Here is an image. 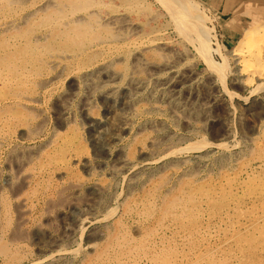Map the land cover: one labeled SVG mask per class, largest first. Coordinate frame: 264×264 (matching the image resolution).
Masks as SVG:
<instances>
[{"label":"rangeland","instance_id":"1","mask_svg":"<svg viewBox=\"0 0 264 264\" xmlns=\"http://www.w3.org/2000/svg\"><path fill=\"white\" fill-rule=\"evenodd\" d=\"M7 1L9 0H0V16L3 15L1 13L5 12L7 5L17 6L16 8L20 7L18 9L19 12H13V17L17 18V20L19 19L18 27L20 31L14 36L10 33L5 35L1 33L3 37L0 34V76L5 77L3 81L6 80V83H0V98L8 95L17 97L18 94L15 95L16 91H14V89L16 87L18 89L19 86H16L17 78L22 73L32 70L31 76L27 74L25 76L21 75L24 85L22 87L23 91L21 90L17 93H21L20 95H28L30 93H28V89H33L34 94L37 92V107L35 109H30L31 107H28V111L26 112L29 114L27 124L31 126L39 123V129L34 139H28L25 136L26 133L24 130H21V128L24 127V129H26L28 125H23L22 127L17 125L11 131L12 139H10L9 145L6 147V144L0 147L1 185L7 186L6 183L3 182L6 175L8 172H12L11 174L14 175L15 171L9 170L17 169L20 166V162L21 166H24V169L26 166L27 168L29 167L28 169L26 168L29 173L27 179L28 183L26 182L27 185L24 184L20 189L21 192L19 191L21 196L23 195V197L28 200L26 204L27 215H24L26 221L23 218L24 223L18 219L21 213L16 210V208H13L15 207V198L12 197L8 190L3 189L1 191L3 192L1 194L4 195L9 209L7 211V218L10 219L11 227L3 228L0 231V240L2 242L6 241L9 235L8 233L15 230L17 233H20V235H17L18 237L23 236V234L31 231V229H35L36 225L39 228H36L35 239L44 238V231L47 232L50 230L58 232L60 230L59 222L60 215H62L61 212L69 208L73 202L76 203V201L79 202L78 200H83L84 192L92 181V177H86L85 173L81 171L82 161H78V159L89 157L97 162H103L100 168L103 171L99 169V175L97 173L94 178L102 182H109L110 180L112 186L110 187L109 194L117 198L116 200L118 203L116 201L117 204L110 205V207H114V211L108 213V215H111L110 219L120 213L121 207L128 208L130 206V209H127V213L125 212V215L120 218V235L122 234L121 236L123 238L125 236V238L128 239L133 237L131 240H135L137 246L144 245L148 240L157 242V245H155L158 251L160 249V259L164 264H264V64H262V62L264 63V35H262L264 33V0H89L90 2L83 0L86 4L85 11L95 9L103 18H106L108 14H113L115 16H120L118 20H121L123 15L122 21L126 23V25L133 26V33L127 32V34L124 31L126 25L124 23L121 25V21L116 24L117 27L115 25H113L112 28L109 26L112 30L107 29V32L105 30L99 31L94 24L92 27L89 25L80 27L76 24H70L69 27H65L64 23L69 22L72 18L71 13L69 14L72 9L69 7H65L66 11H64V8L63 12L55 19H52L54 16H46V11H36L35 15L33 14L30 16V20L28 19V22L25 23L16 15L20 12L26 13L32 8H35L39 1L25 0L23 2V0H18L17 2L15 1L5 6ZM79 1L80 0H75V4ZM18 2H20V4H18ZM92 7L93 9H90ZM20 9L22 10L20 11ZM72 11H74V9ZM63 13L65 14L63 15ZM60 16H62L63 20L59 22L57 20ZM54 20H56V22ZM121 27H123V29ZM114 28L118 29L116 31H119L121 35L118 39H123L122 41L128 42L131 46L137 43L140 47L143 45L148 46L150 42H154V45H161V48L157 46L156 48L147 49L148 51L145 50L142 55L144 58L146 57V59L149 57V61L152 60L151 62L153 63L156 61L159 66L162 65L163 68H160L158 65V67L153 68L155 77L157 78H163L170 72L169 69L167 70V68H164L165 66L163 64L165 61L172 64L174 70L171 69L176 73L175 75H177V78H175L177 84H175V86L173 85L174 88L172 85L169 86L170 89L168 88V94L170 93L169 95L172 96V99L168 95H164L156 85H152L153 87L151 88L150 86L148 89H139L133 96H131L132 94L129 96L128 91H126L127 89H120L112 96H106L100 89L92 92V90L90 91L84 88L85 86L81 83L79 78L77 79L76 75L80 70L94 65L97 60L104 57L114 56L118 63L113 60L111 68L113 67V70L117 68L116 71L118 70L124 75L132 69L134 65L132 63L134 62V47L132 50V47L126 44L127 47L126 45H122V47L117 46L114 49H109L102 48L99 45L101 39L108 38L110 33H113V30L115 31ZM135 31H137V33ZM248 33L250 40L249 44H247L248 48H245L244 46L246 43L240 41L241 38L244 35L247 36ZM89 34L93 36L91 37ZM54 35L55 37H53ZM94 35L96 36L94 37ZM33 38L36 39L34 40ZM98 38L100 39L99 41ZM148 40H150V42ZM204 40L206 43L203 42ZM141 42H143L142 45ZM203 44H206V46H203ZM237 48L243 50L256 48V50L261 53V63L259 62V64L263 66L261 67V65L258 64L262 71V75L257 76L259 78L253 77V79L248 81L246 71L241 70L243 62L240 60L236 61L234 58L235 55L233 56ZM156 49L159 51L161 49V53H159L163 55L157 53L158 51ZM107 54L108 56H106ZM127 56H131L132 58ZM162 56L166 60H163V58H161ZM53 58H62L60 59L64 64L62 68L52 69L48 67V61ZM76 58H78L77 61ZM129 63L131 64L129 65ZM81 65L83 66L82 69ZM126 66L128 67L126 68ZM136 68L138 70L140 69V76H145V73L148 72V69L142 68L141 66ZM156 68L158 69L155 70ZM36 72H38V74H36ZM184 75L185 77L182 78ZM247 76L251 78L249 75ZM8 79L9 83L7 84ZM122 79L123 76L119 78L117 82L122 84ZM102 80L104 81L106 78L103 77ZM38 83L39 86H37ZM80 93L85 97L88 96L86 99L89 102L86 108L82 107V100L85 99V97ZM153 93L156 94L154 95ZM125 94H127V96ZM62 96L66 97V109L62 106ZM165 96L168 98L165 99ZM169 104L170 107L167 106ZM183 105H185L184 108L182 107ZM189 105H192L191 108ZM168 110L171 112L173 111V113L171 114ZM188 110H190L191 113H188ZM13 111H15V108ZM29 111L31 113H29ZM206 114L207 117L205 118ZM114 116H117V119L113 121L111 119ZM120 116L122 118H120ZM186 116L189 118L188 120ZM190 116L195 117L191 118ZM174 118L176 121H174ZM55 130H57V132ZM20 132L22 134H20ZM55 132L58 134L55 138L59 140V147L51 144L44 148L45 141L53 136ZM165 133L167 135H165ZM50 134L52 135L50 136ZM113 140H115V142ZM110 142L111 144H109ZM147 144L149 146H147ZM39 145L41 148H39ZM144 145H146L145 148ZM21 148L23 150L32 149L30 150L32 154L30 157L31 161L21 157ZM12 149L14 151L11 153L10 151ZM168 150L170 152H167ZM159 151L161 153H159ZM224 154L227 155L224 156ZM126 156L132 163H137L136 165L141 164L140 170L134 175L135 177L133 176L134 181L132 180L130 182L128 180L130 176H127L125 173H123V175L118 174L119 176L117 175L115 178L110 179L108 167L118 164V161L121 158H127ZM7 158H9L10 161L6 160ZM179 158H185L186 160H184L183 163V161L180 162L178 160ZM18 159L19 163L17 162ZM25 161L27 162L26 165ZM14 162L16 164H14ZM160 162L161 164L164 162L162 165L166 166L167 163L168 165L162 167ZM174 162L176 164H174ZM11 163L12 165L14 164V166H12ZM32 167L34 168L32 169ZM166 174L169 177H167ZM15 179L13 180L15 181V185L19 186L20 182ZM76 179L80 181L81 188L79 187L78 191L75 193L72 192L69 187L70 184L67 185V183ZM126 180L130 182L132 186L127 185L128 182ZM156 184L159 186L157 187ZM142 186H145L144 189ZM56 191L58 192L56 193ZM81 193L82 195H80ZM167 199H169V201ZM198 199H200V201ZM44 202L48 205L44 204ZM123 203L124 205H122ZM135 207L139 209L137 210ZM177 209L180 210L178 211ZM184 210H186V212ZM46 214L52 215L53 219L51 218L50 223L45 220V217H47ZM176 215L179 217L177 218ZM141 216L143 218H141ZM19 221L21 223H19ZM102 221L104 222V220H101V222L97 223V225H99L96 228L88 227L83 231L82 235H79L77 243H72L70 245L69 249H72L73 252L68 258L69 263L67 262L66 264H81L82 258H86L88 254V258L94 259V251L93 253L91 252L93 256L90 255L88 251L82 248L81 244L85 233L86 236L90 237L94 230H96V232H105V238L103 237L100 241H96L97 244L94 246V250L97 252L99 251L98 248L100 247L98 246L107 238L106 233L108 230L113 228L111 225L110 227L103 226ZM3 222L4 217L0 215V224ZM16 223L19 225H16ZM121 223H123V225ZM137 228L140 230L138 231ZM125 230H129V232L126 233ZM138 234L141 235L139 236ZM149 234L151 236H149ZM28 239H20L21 242L19 246L10 248L11 251L15 253L18 252L19 254H16L23 256L25 264L34 262V260H39V256L36 254L35 249H33V244H30ZM171 240H174V242ZM78 244L79 246H77ZM170 244H172V246ZM165 246L167 252L164 251ZM161 249H163V251ZM86 252L88 254H86ZM0 257V264H7V257L5 256V258L2 255H0ZM71 258L74 263L71 261ZM112 263L114 264V262H111V264ZM140 263L144 264L142 262Z\"/></svg>","mask_w":264,"mask_h":264},{"label":"bare ground","instance_id":"2","mask_svg":"<svg viewBox=\"0 0 264 264\" xmlns=\"http://www.w3.org/2000/svg\"><path fill=\"white\" fill-rule=\"evenodd\" d=\"M6 1V0H5ZM17 2L18 0H9V1H7L6 2V4H5V6L7 5V4H11V3H13V2ZM22 1V0H21ZM25 0H23V2H24ZM39 2L37 3L38 5L35 7V8H32L30 11H28V12H26V13H19V14H15L16 16H19V18H21L22 20H23V22H28V19H29V17L30 16H32L33 14L35 15V13H36V11H39V10H42V11H46V16H48V17H52V16H54V17H52V19H55L58 15H60L62 12H63V9L66 7H69V8H71L72 10L74 9V11H72L71 10V12H69V14L71 13V15H72V18L70 19V21L69 22H65L64 23V25H65V27H69L70 26V24H76V25H79L80 27H86L87 25H89V26H93V24L96 26V29H99V31L100 30H107V29H111L112 28V26L113 25H115L116 26V24L119 22V21H121L122 23H120L121 25L124 23L123 21H122V17H123V15H122V17H121V20H118V18L120 17V16H115V15H107V17L106 18H103L101 15H99L98 13H97V11H95V9L94 10H91V11H85V8H86V4H85V1H83V0H80L77 4H75V0H38ZM89 0H87V2H88ZM91 1V0H90ZM89 1V2H90ZM102 1V0H101ZM112 2V1H111ZM3 3V2H2ZM95 3H97V2H95ZM115 3V2H114ZM18 4H20V2H18ZM34 4H35V2H34ZM98 4V3H97ZM136 4V3H135ZM2 5V4H1ZM17 5V4H16ZM91 5V4H90ZM99 5V4H98ZM97 5V6H98ZM4 6V7H5ZM26 6V5H25ZM32 6V5H31ZM87 6H88V4H87ZM183 6V5H182ZM17 7V6H16ZM15 6H13V5H7V7H6V10H5V12L4 13H1V14H3L2 16H0V34L1 33H3L4 35L5 34H7V33H10V34H12L13 36L14 35H16V33H18L20 30V28L18 27V25H19V19L17 20V18H15V17H13V12H19V8L20 7H18V8H16ZM96 7V6H95ZM94 7V8H95ZM31 8V7H30ZM66 8H65V10L64 11H66ZM89 8V7H88ZM87 8V9H88ZM98 8V7H97ZM23 9V8H22ZM22 9H20V11L22 10ZM90 9H93V7L92 8H90ZM179 9V8H178ZM70 10V9H69ZM76 10V11H75ZM77 10H79V11H77ZM101 10H102V8H101ZM68 11V10H67ZM100 11V10H99ZM3 12V11H2ZM39 12H41V11H39ZM119 13V12H118ZM30 14V15H29ZM65 13H63V15H64ZM62 15V16H63ZM62 16H60L59 18H58V20L57 21H61V20H63L62 19ZM36 17V16H35ZM63 17H65V16H63ZM98 18V19H97ZM100 18V19H99ZM35 19V18H34ZM33 19V20H34ZM42 19V18H41ZM66 19V18H65ZM125 19H126V17H125ZM30 20V19H29ZM69 20V19H68ZM51 21V20H50ZM55 22H56V20H54ZM53 21V22H54ZM125 21V20H124ZM129 21V20H128ZM22 22V23H23ZM38 22V21H37ZM43 22V21H42ZM35 23V22H34ZM50 23V22H49ZM52 23V22H51ZM132 23V22H131ZM28 24V23H27ZM38 24H39V22H38ZM54 24H56V23H54ZM125 25H126V23H124ZM133 24H135V23H133ZM132 24V25H133ZM21 25V24H20ZM32 25V24H31ZM58 25V24H57ZM109 26H111V28H109ZM53 27V26H52ZM58 27V26H57ZM90 27V28H91ZM117 27V26H116ZM120 27V26H119ZM132 27L133 26H130V25H126L125 26V28H124V31H125V33L127 34V32H132ZM135 27V26H134ZM137 27V26H136ZM30 28V27H29ZM41 28V27H40ZM44 28V27H43ZM51 28V27H50ZM89 28V29H90ZM101 28V29H100ZM122 29H123V27H121ZM120 28V29H121ZM42 29V28H41ZM40 29V30H41ZM48 29V28H47ZM56 29V28H55ZM62 29V28H61ZM77 29V28H76ZM85 29V28H84ZM88 29V30H89ZM95 29V30H96ZM115 29V28H114ZM119 29V30H120ZM134 29V28H133ZM137 29V28H136ZM82 30V29H81ZM86 30V29H85ZM112 30V29H111ZM116 30H118V29H115V31L113 30L112 32L113 33H110V36L108 37V38H105V39H99L98 38V41L100 40V42H99V45L102 47V48H109V49H114L115 47H117V46H121L122 47V45H126V44H129L128 42H126V41H122L123 39H118V37L119 36H121L120 35V33H119V31L117 32ZM39 31V30H38ZM97 31V30H96ZM123 31V32H124ZM27 32V31H26ZM69 32V31H68ZM95 32V31H94ZM107 32V31H106ZM136 33H137V31H135ZM251 32V31H250ZM256 32V31H255ZM61 33V32H60ZM100 33V32H99ZM105 33V32H104ZM121 33H122V31H121ZM133 33V32H132ZM136 33H135V35H136ZM148 33V32H147ZM254 33V32H253ZM258 33V32H257ZM50 34V33H49ZM54 34V33H53ZM87 34V33H86ZM109 34V33H108ZM123 34V33H122ZM144 34H145V32H144ZM245 34V33H244ZM262 34V33H261ZM2 35V34H1ZM62 35V34H61ZM64 35V34H63ZM204 35V34H203ZM262 35H264V33L262 34ZM262 35H261V37H262ZM3 36V35H2ZM59 36V35H58ZM69 36V35H68ZM71 36V35H70ZM73 36V35H72ZM84 36V35H83ZM89 36H91L90 34H89ZM93 36V35H92ZM91 36V37H92ZM96 35H94V37H95ZM134 36V35H133ZM249 36V33H248V35L247 36H243L242 38H241V41L240 42H245L246 43V45L244 46L245 48H248L247 47V44H249V40H250V38L248 37ZM251 36H252V34H251ZM250 36V37H251ZM260 36V35H259ZM4 37V36H3ZM34 37V36H33ZM42 37H43V35H42ZM46 37V36H45ZM44 37V38H45ZM53 37H55V35L53 36ZM77 37V36H76ZM255 37V36H254ZM258 37V36H257ZM40 38V37H39ZM49 38V37H48ZM57 38V37H56ZM61 38V37H60ZM70 38H72V37H70ZM81 38H82V36H81ZM120 38V37H119ZM124 38H125V36H124ZM17 39V38H16ZM21 39V38H20ZM32 39V38H31ZM34 40L36 39V38H33ZM47 39V38H46ZM205 39H207V38H205ZM10 40V39H9ZM13 40V39H12ZM50 40V39H49ZM81 40H83V39H81ZM153 40V39H152ZM208 40V39H207ZM136 41V40H135ZM135 41H133V42H135ZM149 42H150V40H148ZM147 41V42H148ZM253 41V40H252ZM252 41H250V42H252ZM44 42V41H43ZM48 42V41H47ZM73 42V41H72ZM130 42V41H129ZM138 42H140V41H138ZM153 42V41H152ZM203 42H205V40L203 41ZM202 42V43H203ZM37 43V42H36ZM46 43V42H45ZM142 43L143 42H141V45H142ZM154 43V42H153ZM153 43H151L150 42V44L148 43V46H141L140 47V45H133V46H131L130 44V46L132 47V50H133V47H134V51H135V53L133 54V60H134V62H132L134 65H133V67H132V69L131 70H129V72H127L125 75L124 74H122L120 71H116V69H112L111 68V65H113V60H114V62H116V60H115V57L113 56H109V57H104V58H102V59H99V60H94V61H96L95 62V64L94 65H91V66H89V67H85L86 66V64H85V68L84 69H82L83 68V66L81 67V69L82 70H80L79 71V69H78V74L76 75V77H77V79L79 78L80 80H81V83H83V85L85 86H83L84 88H87L88 90H92V92L93 91H97V89H100L102 92H103V94H105L106 96H112L113 94H115L117 91H119L120 89H127L126 91H128V94H129V96L131 95V96H133V95H135L134 93L136 92V91H139V89L141 90V89H144V88H146V89H148L150 86H151V88L153 87L152 85H156V86H158L159 88H160V90L162 91V93H164V95H168L170 98L172 97L171 95H169L168 94V88H169V86L170 85H172V87H173V85L175 86V84H177V81L175 80V78H177L176 76L177 75H175L176 73L175 72H173V68H172V64L170 63V62H168V61H165V63L163 64L165 67L164 68H167V70L169 69V71L170 72H168V74L165 76V77H163V78H157V77H155V71H153V68H155V67H158L159 65L156 63V61H154V59H153V61L156 63H153V62H151L152 60H150L149 61V57H148V59H146V57L144 58L143 57V55H142V53L144 54V51L146 50V51H148L150 48H156L157 46H159V45H157V44H153ZM156 43V42H155ZM206 43V42H205ZM59 44H61V43H59ZM67 44H68V42H67ZM72 44V43H71ZM74 44V43H73ZM76 44V43H75ZM160 44V43H159ZM240 44H242V43H240ZM37 45V44H36ZM38 45H40V44H38ZM26 46V45H25ZM72 46V45H71ZM79 46V45H78ZM85 46V45H84ZM161 46V45H160ZM159 46V47H160ZM203 46H206V44H203ZM239 46V45H238ZM250 46V45H249ZM255 46V45H254ZM77 47V46H76ZM81 47V46H80ZM95 47V46H94ZM98 47V46H97ZM126 47H127V45H126ZM241 47V46H240ZM252 47V46H251ZM78 48V47H77ZM161 48V47H160ZM243 48V47H242ZM69 49V48H68ZM96 49V48H95ZM148 49V50H147ZM159 49V48H158ZM81 50H83V49H81ZM107 50V49H106ZM131 50V49H130ZM157 50V49H156ZM236 51L233 53V56L235 55V60L237 61V60H240V61H242L243 62V64H242V69L241 70H244V71H246V73H247V75H249L251 78H249L247 75H246V77H247V79H248V81L250 80V79H253V77L255 78V77H257V76H261L262 75V71L260 70V67L258 66V64H259V62L261 61V53H259L257 50H256V48H254V49H246V50H243V49H241V48H237V49H235ZM69 51V50H68ZM96 51V50H95ZM101 51V50H100ZM102 51H104V50H102ZM110 51V50H109ZM128 51V50H127ZM155 51V50H154ZM158 52L157 53H159L160 51H161V49H160V51L159 50H157ZM166 51H168V50H166ZM206 51V50H205ZM17 52V51H16ZM105 52H107V51H105ZM118 52V51H117ZM110 53V52H109ZM116 53V52H115ZM156 53V54H157ZM161 53V52H160ZM159 53V54H160ZM167 53V52H166ZM146 54V53H145ZM174 54V53H173ZM105 55V54H104ZM104 55H102V56H104ZM129 55H131V54H129ZM160 55H163V54H160ZM167 55V54H166ZM49 56H51V55H49ZM56 56V55H55ZM98 56H100V55H98ZM106 56H108V54L106 55ZM69 57V56H68ZM67 57V58H68ZM73 57H74V55H73ZM94 57V56H93ZM126 57V56H125ZM127 57H129V56H127ZM131 57V56H130ZM129 57V58H130ZM155 57H156V55H155ZM168 57V56H167ZM167 57H165V58H167ZM99 58V57H98ZM132 58V57H131ZM157 58V57H156ZM161 58H163V60H166V59H164V57L162 56ZM49 59V58H48ZM60 59H62V58H60ZM60 59H57V58H53V59H51L50 61H48V67L49 68H52V69H54V68H62V65H64L63 64V62L60 60ZM77 59L78 58H76V61H77ZM121 59H123V58H121ZM128 59V58H127ZM70 60H72V59H70ZM119 60H120V58H119ZM156 60V59H155ZM172 60V59H171ZM263 60V59H262ZM92 61V60H91ZM90 61V62H91ZM162 61V60H161ZM239 61V62H240ZM136 62V63H135ZM84 63H85V61H84ZM92 63V62H91ZM116 63H118V62H116ZM125 63V62H124ZM175 63V62H174ZM261 63V62H260ZM47 64V63H46ZM88 64V63H87ZM120 64H122V63H120ZM119 64V65H120ZM131 63H129V65H130ZM262 64H264L263 62H262ZM262 64H259V65H261V67L263 66ZM158 65V66H157ZM176 65V64H175ZM121 66V65H120ZM142 67V68H146V69H148V72L147 73H145L146 75L145 76H140V72L141 71H139L136 67ZM174 66V65H173ZM77 67V66H76ZM119 67V66H118ZM128 66H126V68H127ZM160 68L162 67V65L161 66H159ZM23 68H25V67H23ZM22 68V69H23ZM65 68V67H64ZM63 68V69H64ZM124 68V67H123ZM163 68V67H162ZM173 70H172V69ZM158 68H156L155 70H157ZM122 70V69H121ZM126 70V69H125ZM163 70V69H162ZM177 70V69H176ZM59 71H60V69H59ZM143 71V70H142ZM180 71H182V70H180ZM51 72V71H50ZM53 72H54V70H53ZM145 72V71H144ZM143 72V73H144ZM160 72V71H159ZM57 73V72H56ZM142 73V74H143ZM184 73V72H183ZM28 75V76H31L32 75V70L31 71H29V72H24V73H22L21 75L22 76H25V75ZM36 74H38V72H36ZM75 74V73H74ZM21 75L17 78V81H16V86L17 85H19L18 86V89H17V87L14 89V91H16L15 92V95L16 94H18L17 95V97H13V95H8V96H5V97H3V98H0V100H2V101H0V147H2V146H4V145H6V147L9 145V141H10V139H12L11 138V131H12V129L13 128H15V126H17V125H19V127H22L23 125L24 126H27L28 124H27V121L29 120V114H28V112H26V111H28V107H31L30 109H32V108H36L37 107V102H38V99H37V92H36V94H34L33 92V89H28V95H20L21 93H17L18 91H21L22 90V87L24 86L23 85V79H22V77H21ZM61 75V74H60ZM180 75H182V74H180ZM72 76H74V75H72ZM123 76V83L122 84H119L118 82H117V80L119 79V78H121ZM158 76V75H157ZM52 77H54V76H52ZM106 78V80H102V78ZM159 77V76H158ZM182 77V76H181ZM181 77H180V80H181ZM185 77V75L182 77V78H184ZM4 78L5 77H2V76H0V83H6V80L5 81H3L4 80ZM51 78V77H50ZM75 78V77H74ZM257 78H259V77H257ZM189 79V78H188ZM59 81V80H58ZM121 81V80H120ZM119 81V82H120ZM11 82H12V80H11ZM31 82V81H30ZM80 82V81H79ZM180 82V81H179ZM179 82H178V84H179ZM187 82H188V80H187ZM3 83V84H4ZM9 83V79L7 80V84ZM33 83V82H32ZM181 83V82H180ZM26 84H28V83H26ZM53 84V83H52ZM51 84V85H52ZM35 85V84H34ZM180 85V84H179ZM3 86V85H2ZM37 86H39V83L37 84ZM185 86V85H184ZM1 87V86H0ZM7 87H9V86H7ZM11 87V86H10ZM178 87V86H177ZM4 88V87H3ZM35 88V87H34ZM150 88V89H151ZM156 88V87H155ZM174 88V87H173ZM170 89V88H169ZM32 90V91H31ZM35 90V89H34ZM83 90H85V89H83ZM159 90V91H160ZM171 90H172V88H171ZM13 91V90H12ZM23 91V90H22ZM45 91V90H44ZM145 91V90H144ZM155 91V90H154ZM157 91H158V89H157ZM89 92V91H88ZM123 92V91H122ZM172 92H173V90H172ZM176 92V91H175ZM174 92V93H175ZM79 93V92H78ZM87 93V92H86ZM85 93V94H86ZM142 93H144V92H142ZM146 93V92H145ZM151 93V92H150ZM173 93V94H174ZM177 93V92H176ZM175 93V94H176ZM80 94H82V93H80ZM79 94V95H80ZM89 94V93H88ZM138 94V93H137ZM140 94V93H139ZM152 94V93H151ZM154 94V93H153ZM156 94V93H155ZM154 94V95H155ZM62 95V94H61ZM69 95H70V92H69ZM83 95V94H82ZM81 95V96H82ZM126 96H127V94H125ZM140 95H142V94H140ZM148 95V94H147ZM153 95V96H154ZM161 95V94H160ZM10 96V97H9ZM39 96V95H38ZM84 96V95H83ZM92 96V95H91ZM175 96V95H174ZM63 97V99H62V106H64V108L66 109V107H65V102H66V97L65 96H62ZM85 97V96H84ZM86 97H88V96H86ZM86 97H85V99H83L82 100V102H83V105H82V107L83 108H86L87 107V103L89 102V101H87V99H86ZM90 97V96H89ZM135 97V96H134ZM137 97V96H136ZM141 97V96H140ZM156 97V96H155ZM162 97V96H161ZM71 98V97H70ZM138 98V97H137ZM166 98H168V97H166L165 96V99ZM178 98V97H177ZM176 98V99H177ZM184 98V97H183ZM155 99V98H154ZM172 99V98H171ZM70 100V99H69ZM139 100V99H138ZM178 100V99H177ZM176 100V101H177ZM120 101V100H119ZM154 101V100H153ZM167 101V100H166ZM171 101V100H170ZM173 101V100H172ZM178 102V101H177ZM182 102V101H181ZM67 103V102H66ZM176 103V102H175ZM192 103V102H191ZM202 103V102H201ZM68 104H69V102H68ZM67 104V105H68ZM187 104V103H186ZM43 106V105H42ZM61 106V107H62ZM158 106V105H157ZM167 106H169L170 107V104L169 105H167ZM184 106L185 105H183L182 107L184 108ZM190 106V105H189ZM192 106V105H191ZM191 106H190V108H191ZM203 106V105H202ZM155 107V106H154ZM168 107V108H169ZM179 107V106H178ZM181 107V108H182ZM194 107V106H193ZM199 107V106H198ZM205 107V106H204ZM15 108V111H13V109ZM63 108V107H62ZM63 108V109H64ZM68 108V107H67ZM173 108V107H172ZM175 108V107H174ZM180 108V109H181ZM182 108V109H183ZM186 108V107H185ZM190 108H187V109H190ZM202 108V107H201ZM152 109V108H151ZM155 109V108H154ZM170 109V108H169ZM177 109V108H176ZM193 109V108H192ZM191 109V110H192ZM203 109V108H202ZM69 110V109H68ZM153 110V109H152ZM157 110V109H156ZM159 110H160V108H159ZM172 110V109H171ZM186 110V109H185ZM13 111V112H12ZM67 111V110H66ZM143 111V110H142ZM150 111V110H149ZM167 111V110H166ZM169 112H171L170 110H168ZM175 111V110H174ZM193 111V110H192ZM200 111V110H199ZM75 112V111H74ZM133 112V111H132ZM164 112H165V110H164ZM182 112H184V111H182ZM205 112V111H204ZM29 113H31L30 111H29ZM33 113V112H32ZM173 113V111L171 112V114ZM174 113H178V112H174ZM185 113H186V111H185ZM184 113V114H185ZM188 113H191V111L190 110H188ZM63 114V113H62ZM74 114V113H73ZM116 114V113H115ZM150 114V113H149ZM169 114V113H168ZM203 114V113H202ZM32 115V114H31ZM33 115H34V113H33ZM111 115V114H110ZM114 115V114H113ZM118 115V114H117ZM134 115V114H133ZM178 115V114H177ZM190 115V114H189ZM196 115H197V113H196ZM180 116V115H179ZM192 116V115H191ZM190 116V117H191ZM256 116V115H255ZM142 117V116H141ZM140 117V118H141ZM195 117V116H194ZM194 117H191V118H194ZM197 117V116H196ZM207 117V114H206V116H205V118ZM80 118V117H79ZM120 118H122L121 116H120ZM183 118V117H182ZM186 118H187V116H186ZM64 119V118H63ZM69 119V118H68ZM117 119V116H114L111 120H116ZM166 119V118H165ZM189 118H187V120H188ZM110 120V121H111ZM129 120V119H128ZM182 120V119H181ZM199 120V119H198ZM109 121V120H108ZM118 121H120V120H118ZM123 121V120H122ZM126 121V120H125ZM146 121V120H145ZM163 121V120H162ZM172 121V120H171ZM174 121H176L175 120V118H174ZM22 122V123H21ZM112 122V121H111ZM157 122V121H156ZM190 122V121H189ZM119 123V122H118ZM126 123V122H125ZM125 123H123V124H125ZM128 123V122H127ZM135 123V122H134ZM152 123V122H151ZM160 123V122H159ZM39 124V123H38ZM28 125L27 127H26V129H24V128H21V130H24V132L26 133V137L28 138V139H34V136L37 134V130L39 129V125ZM117 124V123H116ZM116 124H115V126H116ZM122 124V123H121ZM155 124V123H154ZM161 124V123H160ZM191 124V123H190ZM210 124V123H209ZM21 125V126H20ZM81 125V124H80ZM129 125V124H128ZM41 126V125H40ZM122 126H124V127H126L125 125H122ZM163 126V125H162ZM111 127V126H110ZM114 127V126H113ZM119 127V126H118ZM123 127V128H124ZM134 127H135V125H134ZM191 127H192V124H191ZM120 128V127H119ZM129 128V127H128ZM152 128V127H151ZM160 128H162V127H160ZM195 128V127H194ZM113 129V128H112ZM155 129V128H154ZM119 130V129H118ZM156 130V129H155ZM154 130V131H155ZM158 130V129H157ZM166 130V129H165ZM174 130V129H173ZM56 132H57V130H55ZM111 131V130H110ZM22 132V131H21ZM20 132V134H22ZM55 132V134L53 135V136H51L52 134H50V138L49 139H47V141H45V143H44V148H45V146H49V145H56V146H58L59 147V145L60 144H58V141L59 140H57V138H55V136H57L58 134ZM115 132V131H114ZM138 132V131H137ZM142 132V131H141ZM169 132V131H168ZM167 132V133H168ZM173 132V131H172ZM54 133V132H53ZM113 133V132H112ZM169 134H170V132H169ZM174 134V133H173ZM112 135V134H111ZM110 135V136H111ZM165 135H167L166 133H165ZM118 136V135H117ZM171 136V135H170ZM112 137V136H111ZM172 137V136H171ZM48 138V137H47ZM110 138V137H109ZM143 138V137H142ZM150 138V137H149ZM159 138V137H158ZM168 138V137H167ZM175 138V137H174ZM115 139V138H114ZM148 139V138H147ZM152 139V138H151ZM173 139V138H172ZM171 139V140H172ZM149 140V139H148ZM157 140V139H156ZM164 140H165V138H164ZM176 140V139H175ZM27 141V140H26ZM29 141V140H28ZM31 141V140H30ZM112 141V140H111ZM114 142H115V140H113ZM147 141V140H146ZM150 141V140H149ZM252 141V140H251ZM40 142H42V141H40ZM152 142V141H151ZM156 142V141H155ZM164 142V141H163ZM173 142H175V141H173ZM143 143H145V142H143ZM14 144V143H13ZM22 144V143H21ZM109 144H111V142L109 143ZM142 144V143H141ZM155 144V143H154ZM162 144H164V143H162ZM166 144V143H165ZM170 144H171V142H170ZM12 145V144H11ZM28 145V144H27ZM35 145V144H34ZM33 145V146H34ZM115 145V144H114ZM149 145H150V143H149ZM148 144H147V146H149ZM173 145V144H172ZM256 145V144H255ZM254 145V146H255ZM23 146V145H22ZM40 146V145H39ZM118 146V145H117ZM141 146V145H140ZM145 146L146 145H144V148H145ZM152 146V145H151ZM155 146H156V144H155ZM154 146V147H155ZM120 147V146H119ZM164 147V146H163ZM167 147V146H166ZM172 147V146H171ZM170 147V148H171ZM174 147V146H173ZM23 148V147H22ZM21 148V157L22 158H24L25 160H28V161H31L30 160V157H31V151L30 150H32V149H27V150H23ZM39 148H41V146L39 147ZM139 148V147H138ZM11 149V148H10ZM13 149H14V146H13ZM11 150L10 152L12 153V151H14V150ZM18 149V148H17ZM37 149V148H36ZM115 149V148H114ZM140 149V148H139ZM18 150H20V149H18ZM144 150V149H143ZM154 150V149H153ZM171 150H172V148H171ZM230 150V149H229ZM241 150V149H240ZM249 150V149H248ZM17 151V150H16ZM142 151V150H141ZM149 151V150H148ZM251 151H252V149H251ZM250 151V152H251ZM18 152V151H17ZM34 152V151H33ZM140 152V151H139ZM143 152H145V151H143ZM158 152V151H157ZM167 152H170L169 150L167 151ZM172 152V151H171ZM175 152V151H174ZM235 152V151H234ZM36 153V152H35ZM34 153V154H35ZM38 153V152H37ZM146 153V152H145ZM155 153V152H154ZM159 153H161L160 151H159ZM132 154V153H131ZM169 154V153H168ZM167 154V155H168ZM230 154V153H229ZM249 154V153H248ZM150 155H153V154H150ZM180 155V154H179ZM195 155V154H194ZM197 155V154H196ZM227 155V154H226ZM225 154H224V156H226ZM233 155V154H232ZM40 156V155H39ZM147 156V155H146ZM149 156V155H148ZM159 156V155H158ZM166 156V155H165ZM176 156V155H175ZM197 156H200V155H197ZM206 156V155H205ZM230 156V155H229ZM238 156V155H237ZM244 156V155H243ZM19 157V156H18ZM34 157V156H33ZM41 157V156H40ZM124 157V156H123ZM127 157V156H126ZM130 157V156H129ZM4 158V157H3ZM22 158H20V159H22ZM116 158H117V156H116ZM128 158V157H127ZM127 158H121L119 161H118V164H115V165H112L111 167H108V175H109V178L110 179H113V178H115L118 174H122L123 175V173H125V174H127V176H130L129 178H128V180L131 182L134 178H133V176L138 172V170H140L139 168H141V164L140 165H136V164H134V163H132L131 162V160H129V158L127 159ZM199 158V157H198ZM227 158V157H226ZM76 159V158H75ZM169 159V158H168ZM189 159H191V158H189ZM214 159V158H213ZM247 159V158H246ZM5 160V159H4ZM6 160H9V158H7ZM13 160V159H12ZM35 160H37V159H35ZM39 160V159H38ZM99 160V159H98ZM134 160H136V159H134ZM162 160H164V159H162ZM171 160V159H170ZM180 162L181 161H183V163H184V160H186L185 158H179L178 159ZM217 160V159H216ZM238 160V159H237ZM10 161V160H9ZM15 161V160H14ZM23 161V160H22ZM78 161H82V167H81V171H83L84 173H85V175H86V177L88 176V178L89 177H92V181H91V183L87 186V189L85 190V192H84V195H83V197H84V199L83 200H78L79 202H77L76 201V203H72V205L69 207V208H67L65 211H62L61 212V214L62 215H60V213H59V215H60V230L58 231V232H53V231H44L43 233H45V237L44 238H37V239H35L34 238V236L36 235L35 234V231L39 228L36 224V228L35 229H31V231H28L27 233H25V234H23V236H20V237H18L17 235L19 234L20 235V233H17V231L15 230V231H13V232H9L8 234V238L6 239V241H4V242H2L1 240H0V255H2V256H6L7 257V264H25V262H24V258H23V256H20V255H18L19 253L18 252H16V253H18V254H16L14 251H11V249L10 248H12V247H14V246H19V243L21 242V240L20 239H25V240H27L28 238H31V239H28V242L31 244H33L32 246H34V248L33 249H35V251H36V254L39 256V260H34V262H29L30 264H66L68 261H69V257L71 256V253L73 252V250L72 249H69L70 248V245L72 244V243H77V240H78V237H79V235H82V233H83V231L84 230H86L88 227H92V228H96L98 225H97V223H99V222H101V220H104V222L102 223V225L103 226H107V227H110V225L113 227L111 230H108V232L106 233V236H107V240L105 239L104 241H103V243L100 245V246H98V247H100V248H98V252L97 251H95L94 250V246L97 244V242L96 241H100V239H102L103 237L105 238V232L103 233V232H96V230H94L92 233V236H86V233H85V235H83L84 236V238H83V242H82V248L84 249V250H86V251H88V253H90V255H92L91 254V252L93 253V251H94V259L93 258H88V256H89V254L86 252V254H88V256L86 257V258H82V263L81 264H111V262H114V264H133V263H138V264H141L140 262H142V263H144V264H164L163 262H162V260L160 259V249H159V251H158V249H157V242H154L153 240H148L147 242H145V244L144 245H140V246H137V244H135V240H131L133 237H131V239H128V238H125V236H124V238L120 235V232H119V221H120V218L123 216V215H125V212L127 213V209L129 210L130 208V206L128 207V208H125V207H121L122 209H121V211H120V213L117 215L116 214V216L114 217V218H111L110 219V216L111 215H108V213H111L112 211H114V207H110V205L111 204H115L116 203V197L115 196H111L109 193H110V187L112 186L111 185V181L109 180V182H102V181H100L99 179H96V178H94V176L99 172L98 170L102 167L101 165L103 164V162L101 161V162H97V161H95V160H93L92 158H89V157H84V158H82V159H78ZM116 161V160H115ZM161 161V160H160ZM176 161V160H175ZM18 163H19V159H18V161H17ZM38 162V161H37ZM136 162V161H135ZM137 162H138V160H137ZM142 162V161H141ZM170 162V161H169ZM179 162V163H180ZM208 162V161H207ZM1 163V162H0ZM5 163V162H4ZM9 163V162H8ZM7 163V164H8ZM17 163V164H18ZM26 161H25V165H26ZM164 163V162H163ZM162 163V164H163ZM178 163V164H179ZM14 164H16L15 162H14ZM14 164L12 165V163H11V165L12 166H14ZM20 164V166H21V162L19 163ZM105 164V163H104ZM145 164V163H144ZM143 164V165H144ZM160 164H161V162H160ZM161 164V165H162ZM174 164H176L175 162H174ZM5 165V164H4ZM10 165V166H11ZM23 165V164H22ZM28 165V164H27ZM168 165V163L166 164V166ZM184 165V164H183ZM191 165V164H190ZM195 165V164H194ZM18 167L17 169H15V170H13V169H11V170H9V171H15V173H14V175L13 174H11L10 172H8V174L7 173H5V174H7L6 175V177H5V179H4V181L3 182H5L6 183V185L7 186H3V184L1 185V183H0V215H3V217H4V222L3 223H1L0 224V231L3 229V228H10L11 226V222H10V219H8L7 218V215H8V207H7V204H6V200H5V197H4V195H2L1 193H3V192H1L3 189H5V190H8V192L12 195V197H14L15 198V207H13V208H16V210H18L20 213H21V215H19L18 216V219L22 222V223H24L23 222V220L25 219L24 217V215L26 214V211H27V207H26V204H27V199L26 198H24L23 197V195L21 196V191H20V189H21V187H23L24 186V184L25 185H27L26 184V182H27V179H28V177H29V173H28V171H27V169L29 168H27V166H26V168L24 169V166H21V167ZM165 165H162V167H164ZM165 166V167H166ZM179 166V165H178ZM220 166V165H219ZM222 166V165H221ZM143 167V166H142ZM158 167V166H157ZM170 167H173V166H170ZM174 167H175V165H174ZM184 167V166H183ZM186 167V166H185ZM206 167V166H205ZM223 167V166H222ZM236 167V166H235ZM7 168H9V167H7ZM11 168H13V167H11ZM15 168H16V166H15ZM31 168V167H30ZM34 167H32V169H33ZM147 168V167H146ZM106 169V168H105ZM143 169V168H142ZM156 169V168H155ZM217 169V168H216ZM1 170V169H0ZM4 170V169H3ZM101 171H103L102 169H100ZM146 170V169H145ZM149 170H150V168H149ZM152 170V169H151ZM177 170V169H176ZM182 170V169H181ZM207 170V169H206ZM209 170V169H208ZM212 170V169H211ZM100 171V172H101ZM185 171V170H184ZM189 171V170H188ZM29 172H30V170H29ZM34 172V171H33ZM176 172V171H175ZM1 173V172H0ZM31 173V172H30ZM35 173V172H34ZM106 173H107V171H106ZM143 173V172H142ZM145 173V172H144ZM197 173V172H196ZM4 174V175H5ZM146 174V173H145ZM2 175V174H1ZM98 175H99V173H98ZM101 175V174H100ZM139 175H140V173H139ZM180 175V174H179ZM188 175V174H187ZM192 175V174H191ZM119 176V175H118ZM146 176H147V174H146ZM152 176V175H151ZM158 176V175H157ZM166 176H167V174H166ZM98 177V176H97ZM125 177V176H124ZM135 177V176H134ZM150 177V176H149ZM167 177H169V176H167ZM166 177V178H167ZM185 177V176H184ZM2 177H0V179H1ZM16 178V179H15ZM83 178V177H82ZM139 178V177H138ZM137 178V179H138ZM142 178V177H141ZM145 178V177H144ZM179 178V177H178ZM18 180L19 182H20V184H19V186H16L15 185V181H13V180ZM60 179V178H59ZM71 180V179H70ZM103 180V179H102ZM116 180V179H115ZM122 180V179H121ZM141 180V179H140ZM150 180H152V179H150ZM14 183H13V182ZM18 181H17V183H18ZM104 181V180H103ZM105 181H107V180H105ZM127 181V180H126ZM125 181V182H126ZM134 181V180H133ZM141 181H144V180H141ZM171 181V180H170ZM177 181V180H176ZM193 181V180H192ZM68 182V181H67ZM85 182V181H84ZM115 182V181H114ZM128 182V181H127ZM130 182H128V184L127 185H129V186H132V185H130L131 183ZM139 182V181H138ZM146 182V181H145ZM28 183V182H27ZM33 183V182H32ZM136 183V182H135ZM143 183V182H142ZM148 183V182H147ZM14 184V185H13ZM70 184V185H69ZM80 181H78L77 179L76 180H72V181H70V183H67V185H69V187L71 188V190H72V192H77L78 191V189H79V187H80ZM82 184H83V182H82ZM133 184V183H132ZM137 184V183H136ZM145 184V183H144ZM143 184V185H144ZM151 184V183H150ZM155 184V183H154ZM165 184V183H164ZM66 185V186H67ZM87 185V184H86ZM115 185V184H114ZM157 185V187L159 186L158 184H156ZM179 185V184H178ZM66 186H65V188H66ZM136 186V185H135ZM167 186V185H166ZM173 186V185H172ZM31 187V186H30ZM63 187V186H62ZM86 187V186H85ZM134 187V186H133ZM143 187V189H144V187L145 186H142ZM81 188V187H80ZM114 188V187H113ZM127 188V187H126ZM137 188V187H136ZM168 188V187H167ZM172 188V187H171ZM24 189V188H23ZM164 189V188H163ZM197 189V188H196ZM195 189V190H196ZM198 189H200V188H198ZM32 190V189H31ZM31 190H29V191H31ZM36 190V189H35ZM54 190V189H53ZM59 190H61V189H59ZM62 190H64V189H62ZM114 190V189H113ZM112 190V191H113ZM129 190H131L130 188H129ZM151 190V189H150ZM167 190V189H166ZM176 190H177V188H176ZM20 191V192H19ZM84 191V190H83ZM168 191V190H167ZM232 191V190H231ZM24 192V191H23ZM58 191H56V193H57ZM129 192V191H128ZM131 192H132V190H131ZM175 192V191H174ZM20 193V194H19ZM43 193V192H42ZM46 193V192H45ZM150 193V192H149ZM153 193V192H152ZM169 193V192H168ZM195 193V192H194ZM197 193H198V191H197ZM5 194V193H4ZM69 194V193H68ZM113 194V193H112ZM126 194L128 195V193L126 192ZM171 194V193H170ZM202 194V193H201ZM76 195V194H75ZM78 195H79V193H78ZM80 195H82V193L80 194ZM132 195V194H131ZM149 195V194H148ZM197 195V194H196ZM200 195V194H199ZM65 196V195H64ZM132 196H134V195H132ZM156 196V195H155ZM160 196H162V195H160ZM202 196V195H201ZM225 196V195H224ZM27 197V196H26ZM53 197V196H52ZM123 197V196H122ZM141 197V196H140ZM146 197V196H145ZM164 197V196H163ZM162 197V198H163ZM176 197H177V195H176ZM65 198V197H64ZM75 198H78V197H75ZM79 198H81V197H79ZM139 198V197H138ZM155 198V197H154ZM161 198V197H160ZM198 198V197H197ZM196 198V199H197ZM249 198V197H248ZM28 199H29V197H28ZM45 199V198H44ZM148 199V198H147ZM151 199V198H150ZM43 200V199H42ZM71 200H73V199H71ZM126 200V199H125ZM132 200V199H131ZM130 200V201H131ZM161 200V199H160ZM166 200V199H165ZM168 201H169V199H167ZM199 201H200V199H198ZM30 201V200H29ZM45 201V200H44ZM54 201V200H53ZM158 201H159V199H158ZM188 201V200H187ZM186 201V202H187ZM190 201V200H189ZM247 201V200H246ZM13 202V203H14ZM47 202V201H46ZM46 202H44V204H46ZM122 202V201H121ZM161 202V201H160ZM197 202V201H196ZM202 202V201H201ZM233 202V201H232ZM259 202H261V201H259ZM117 203H118V201H117ZM116 203V204H117ZM120 203V202H119ZM125 203H127V202H125ZM191 203H193V202H191ZM226 203V202H225ZM38 204V203H37ZM65 204V203H64ZM63 204V205H64ZM70 204V203H69ZM187 204V203H186ZM46 205H48V204H46ZM50 205H52V204H50ZM122 205H124V203L122 204ZM121 205V206H122ZM129 205V204H128ZM135 205V204H134ZM172 205V204H171ZM198 205V204H197ZM14 206V205H13ZM29 206V205H28ZM56 206V205H55ZM162 206H164V205H162ZM161 206V208L163 209V207ZM181 206H183V205H181ZM193 206V205H192ZM132 207V206H131ZM188 207V206H187ZM191 207V206H190ZM202 207V206H201ZM31 208V207H30ZM46 208H48V207H46ZM62 208V207H61ZM136 208V207H135ZM197 208V207H196ZM29 209V208H28ZM40 209V208H39ZM116 209V208H115ZM137 209V208H136ZM135 209V210H136ZM139 209V208H138ZM137 209V210H138ZM186 209V208H185ZM188 209H189V207H188ZM141 210V209H140ZM157 210V209H156ZM159 210V209H158ZM164 210V209H163ZM178 210V209H177ZM180 210V209H179ZM178 210V211H179ZM249 210V209H248ZM254 210H256V209H254ZM34 211V210H33ZM131 211V210H130ZM181 211H182V209H181ZM185 212H186V210H184ZM190 211V210H189ZM188 211V212H189ZM193 211V210H192ZM200 211H201V208H200ZM117 212V211H116ZM142 212V211H141ZM140 212V213H141ZM161 212V211H160ZM137 213H138V211H137ZM136 213V214H137ZM191 213V212H190ZM202 213V212H201ZM243 213V212H242ZM134 214V213H133ZM142 214V213H141ZM140 214V215H141ZM185 214V213H184ZM244 214V213H243ZM27 215V214H26ZM129 215H130V212H129ZM138 215V214H137ZM139 215V216H140ZM146 215V214H145ZM144 215V216H145ZM149 215V214H148ZM189 215H192V214H189ZM45 216V215H44ZM46 216L47 217H45V220L46 221H49V223H50V221H51V218H52V215H47L46 214ZM56 216V215H55ZM38 217V216H37ZM129 217H131V216H129ZM173 217H175V216H173ZM176 217H177V215H176ZM179 217V216H178ZM177 217V218H178ZM183 217V216H182ZM199 217V216H198ZM10 218H11V215H10ZM24 218V219H23ZM32 218V217H31ZM50 218V219H49ZM137 218H138V216H137ZM141 218H143L142 216H141ZM189 218V217H188ZM194 218V217H193ZM220 218V217H219ZM251 218V217H250ZM2 219V218H1ZM17 219V220H18ZM33 219V218H32ZM53 219V218H52ZM130 219V218H129ZM146 219V218H145ZM161 219V218H160ZM182 219V218H181ZM180 219V220H181ZM248 219V218H247ZM15 220V219H14ZM17 220H16V222H17ZM132 220V219H131ZM136 220V219H135ZM146 220H148V219H146ZM19 221V223H21ZM25 221H26V219H25ZM32 221V220H31ZM144 221V220H143ZM157 221V220H156ZM169 221V220H168ZM177 221V220H176ZM215 221V220H214ZM229 221V220H228ZM33 222V221H32ZM121 222H123V221H121ZM142 222V221H141ZM140 222V223H141ZM147 222V221H146ZM145 222V223H146ZM158 222V221H157ZM179 222V221H178ZM181 222V221H180ZM185 222V221H184ZM231 222V221H230ZM242 222V221H241ZM15 223V222H14ZM18 223V222H17ZM16 223V225H19V224H17ZM26 223V222H25ZM172 223V222H171ZM228 223V222H227ZM40 224H41V222H40ZM39 224V225H40ZM58 224V223H57ZM122 225H123V223H121ZM124 224H125V222H124ZM127 224V223H126ZM173 224V223H172ZM46 225H47V223H46ZM140 225V224H139ZM144 225V224H143ZM196 225V224H195ZM216 225V224H215ZM13 226V225H12ZM21 226H23V225H21ZM41 226V225H40ZM55 226V225H54ZM126 226V225H125ZM138 226V225H137ZM141 226V225H140ZM139 226V227H140ZM156 226V225H155ZM172 226V225H171ZM207 226V225H206ZM101 227V226H100ZM124 227V226H123ZM122 227V228H123ZM147 227V226H146ZM145 227V228H146ZM149 227V226H148ZM242 227V226H241ZM41 228H43V227H41ZM180 228H181V226H180ZM198 228V227H197ZM205 228V227H204ZM17 229V228H16ZM44 229V228H43ZM136 229V228H135ZM138 229V228H137ZM142 229V228H141ZM178 229V228H177ZM176 229V230H177ZM194 229V228H193ZM201 229V228H200ZM7 230V229H6ZM9 230V229H8ZM18 230V229H17ZM24 230H26V229H24ZM102 230V229H101ZM104 230V229H103ZM134 230V229H133ZM132 230V231H133ZM140 229H138V231H139ZM144 230V229H143ZM148 230V229H147ZM152 230V229H151ZM161 230V229H160ZM191 230H192V228H191ZM238 230V229H237ZM4 231V230H3ZM10 231V230H9ZM42 231V230H41ZM89 231V230H88ZM99 231H100V229H99ZM126 231V233L127 232H129V230L127 231V230H125ZM148 231H150V230H148ZM158 231V230H157ZM171 231V230H170ZM175 231V230H174ZM178 231V230H177ZM196 231V230H195ZM8 232V231H7ZM21 232V231H20ZM168 232V231H167ZM183 232V231H182ZM181 232V233H182ZM191 232V231H190ZM196 232H198V231H196ZM246 232V231H245ZM4 233H5V231H4ZM125 233V232H124ZM125 233V234H126ZM147 233V232H146ZM176 233V232H175ZM199 233V232H198ZM135 234V233H134ZM142 234V233H141ZM140 234V235H141ZM143 234H145V233H143ZM157 234V233H156ZM164 234V233H163ZM184 234V233H183ZM204 234H205V232H204ZM31 235V236H30ZM139 235V234H138ZM139 235V236H140ZM159 235V234H158ZM172 235V234H171ZM187 235V234H186ZM3 236V235H2ZM137 236V235H136ZM143 236V235H142ZM149 236H151L150 234H149ZM162 236V235H161ZM170 236V235H169ZM178 236V235H177ZM198 236V235H197ZM5 237V236H4ZM128 237H129V235H128ZM135 237V236H134ZM147 237V236H146ZM145 237V238H146ZM170 238V237H169ZM178 238V237H177ZM198 238V237H197ZM204 238V237H203ZM5 239V238H4ZM3 239V240H4ZM167 239V238H166ZM180 239V238H179ZM188 239H189V237H188ZM200 239V238H199ZM29 240H31V241H29ZM159 240V239H158ZM163 240V239H162ZM178 240V239H177ZM80 241V240H79ZM171 241H173L174 242V240H171ZM81 242V241H80ZM137 243V242H136ZM143 243V242H142ZM176 243V242H175ZM189 243V242H188ZM192 243V242H191ZM210 243V242H209ZM156 244V245H155ZM174 244V243H173ZM184 244V243H183ZM197 244V243H196ZM21 245V244H20ZM26 245V244H25ZM171 246H172V244H170ZM179 245V244H178ZM186 245V244H185ZM76 246V245H75ZM77 246H79V244L77 245ZM142 246V247H141ZM176 246V245H175ZM174 246V247H175ZM181 246H183V245H181ZM25 247H28V246H25ZM160 247V246H159ZM179 247V246H178ZM15 248V247H14ZM20 248V247H19ZM177 248V247H176ZM195 248V247H194ZM172 249V248H171ZM14 250V249H13ZM16 250V249H15ZM21 250V249H20ZM162 251H163V249H161ZM167 250H169V249H167ZM186 250V249H185ZM190 250V249H189ZM35 251H33V252H35ZM82 251V250H81ZM164 251H166V246H165V250ZM250 251V250H249ZM167 252V251H166ZM178 252V251H177ZM32 253V252H31ZM179 253V252H178ZM177 253V254H178ZM196 253V252H195ZM234 253V252H233ZM21 254H22V252H21ZM165 254V253H164ZM183 254V253H182ZM190 254H191V252H190ZM194 254V253H193ZM192 254V255H193ZM200 254V253H199ZM252 254V253H251ZM36 255V256H37ZM167 255V254H166ZM195 255V254H194ZM249 255V254H248ZM83 256H84V254H83ZM93 256V255H92ZM172 256V255H171ZM179 256V255H178ZM5 257V258H6ZM41 257V258H40ZM188 257V256H187ZM190 257V256H189ZM1 258V257H0ZM74 258V257H73ZM171 258V257H170ZM179 258V257H178ZM250 258V257H249ZM248 258V259H249ZM3 259V258H2ZM159 259H160V261H159ZM176 259V258H175ZM264 259V258H263ZM172 260V259H171ZM192 260V259H191ZM201 260V259H200ZM71 261H72V258H71ZM78 261V260H77ZM81 261V260H80ZM199 261V260H198ZM73 262V261H72ZM28 263V264H29ZM69 263V262H68ZM74 263V262H73ZM189 263V262H188ZM113 264V263H112ZM170 264V263H169ZM176 264V263H175Z\"/></svg>","mask_w":264,"mask_h":264}]
</instances>
